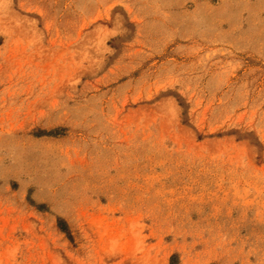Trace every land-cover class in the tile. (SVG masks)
<instances>
[{"label":"rangeland","instance_id":"rangeland-1","mask_svg":"<svg viewBox=\"0 0 264 264\" xmlns=\"http://www.w3.org/2000/svg\"><path fill=\"white\" fill-rule=\"evenodd\" d=\"M0 264H264V0H0Z\"/></svg>","mask_w":264,"mask_h":264}]
</instances>
